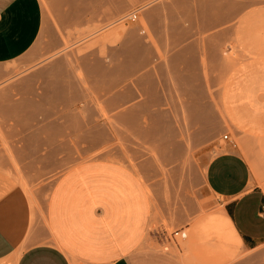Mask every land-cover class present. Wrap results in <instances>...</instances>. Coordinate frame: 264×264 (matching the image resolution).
<instances>
[{
	"label": "rangeland",
	"instance_id": "1",
	"mask_svg": "<svg viewBox=\"0 0 264 264\" xmlns=\"http://www.w3.org/2000/svg\"><path fill=\"white\" fill-rule=\"evenodd\" d=\"M39 2L35 43L0 63V189L22 187L43 219L63 170L84 160H117L147 188V248L184 264H264V244L241 247L205 182L207 163L226 151L242 155L264 181V136L232 127L220 98L234 70L264 63V0H220L226 19L210 25L200 9L206 0H191L193 11L177 14L176 28L166 14L159 24L147 14L172 0ZM179 26L192 32H173ZM131 36L140 51L129 45ZM126 109L136 111L139 127L116 119ZM37 154L52 155L46 178L43 162L25 160ZM179 229L186 239L171 237Z\"/></svg>",
	"mask_w": 264,
	"mask_h": 264
},
{
	"label": "crops",
	"instance_id": "2",
	"mask_svg": "<svg viewBox=\"0 0 264 264\" xmlns=\"http://www.w3.org/2000/svg\"><path fill=\"white\" fill-rule=\"evenodd\" d=\"M227 8L220 0H206L200 9L208 12L202 16L210 25L226 19L222 11L226 13ZM192 11L191 0H172L147 14H156L157 24L159 15L166 14L176 28V15L189 16ZM41 24L39 0H0V63L25 54L35 43ZM173 32L192 31L179 26ZM220 98L232 127L264 136L263 62L234 70ZM25 158L43 162L38 166L45 178L51 173L52 155ZM251 169L236 151L215 155L205 168L206 186L221 202L223 222L248 250L264 244V219L259 216L264 181L254 177ZM150 221L147 188L129 167L104 158L80 161L52 183L43 219L22 187L0 189V264H184L164 250L147 248ZM193 233L206 235V231Z\"/></svg>",
	"mask_w": 264,
	"mask_h": 264
},
{
	"label": "bare ground",
	"instance_id": "3",
	"mask_svg": "<svg viewBox=\"0 0 264 264\" xmlns=\"http://www.w3.org/2000/svg\"><path fill=\"white\" fill-rule=\"evenodd\" d=\"M73 1H74V0H71L72 3H73ZM88 5H89V4H88ZM145 7H146V6H145ZM146 31H147V30H146ZM131 33H132V31H131ZM129 36H130V35H129ZM133 36H134V35H133ZM138 39H139V38H138ZM147 39H148V38H147ZM138 42H139V40L137 41V39H136L135 37H132V36H131V38H130V42H128V43H129L130 46H133V47L136 46V48H134V49L137 51V47L140 48L139 46H137V45H138ZM130 48H132V47H130ZM128 49H129V48H128ZM134 49H133V50L131 49V51H132L133 53L135 52ZM140 49H141V48H140ZM218 50H219V49H218ZM131 51L129 50V52H131ZM138 51H140V50H138ZM138 51H137V52H138ZM132 52H131V53H132ZM137 52H135V53H137ZM165 55H166V54H165ZM150 56H151V55H150ZM193 79H194V78H193ZM194 82H195V81H194ZM49 87H50V86H49ZM53 88H54V87H53ZM145 88H146V87H145ZM131 108H132V107H131ZM126 110H129V111H130V109H126ZM131 110L133 111V109H131ZM129 111H127V112H120V114L118 113V114L115 116L116 119H117L119 122H122V123L127 124V125H129V124L131 125V123L134 122V120H135L134 117H135V112H136V111H135V112L133 111V113H132L131 111H130V112H129ZM133 114H134V115H133ZM136 116H137V118H138V115H136ZM161 118H162V117H161ZM155 119H156V118H155ZM155 119H154V122H155ZM159 119H160V118H159ZM137 120H139V119H137ZM137 120H135V122H137ZM157 120H158V119H156V122H157ZM135 122H134V123H135ZM152 123H153V120H152ZM159 123H160V122H159ZM159 123H158V124H159ZM199 123H201V121H200ZM132 124H133V123H132ZM138 124H139V123H135L134 126L137 125V126H136V128H137V127L140 126V125H138ZM160 124H161V123H160ZM130 125H129V126H130ZM161 126H162V125H161ZM199 126H200V125H199ZM130 127H132V125H131ZM155 127L157 128V125H156V126L154 125V128H155ZM158 127H159V126H158ZM160 128H161V127H160ZM186 237H187V234H186Z\"/></svg>",
	"mask_w": 264,
	"mask_h": 264
},
{
	"label": "built area",
	"instance_id": "4",
	"mask_svg": "<svg viewBox=\"0 0 264 264\" xmlns=\"http://www.w3.org/2000/svg\"><path fill=\"white\" fill-rule=\"evenodd\" d=\"M129 18H130L131 22H134L137 19V11H133L130 14ZM223 140H227V141L229 140L227 134L223 135ZM259 216L264 219V205L261 207V210L259 212ZM171 237L173 239L176 238V237H179L180 239L183 240V239H186V233L183 230H181V229L175 230V231L172 232Z\"/></svg>",
	"mask_w": 264,
	"mask_h": 264
}]
</instances>
